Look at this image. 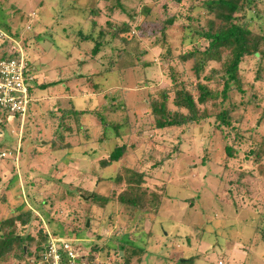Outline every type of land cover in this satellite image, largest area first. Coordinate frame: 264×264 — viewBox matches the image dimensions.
I'll return each mask as SVG.
<instances>
[{
  "label": "rangeland",
  "instance_id": "rangeland-1",
  "mask_svg": "<svg viewBox=\"0 0 264 264\" xmlns=\"http://www.w3.org/2000/svg\"><path fill=\"white\" fill-rule=\"evenodd\" d=\"M39 1L42 4L38 6ZM56 1L0 0V30H6L4 28L9 25V18L11 17L10 26L12 30L16 29L28 38V41L23 45L25 55L31 64L34 63L32 68H37L38 65V71L41 72L35 74L37 80L33 84H36L37 87L43 81L50 79H42L45 71L47 72L46 76L55 80L59 76L58 69H62L63 74H68L72 69H76V66L79 69V65L74 66L69 61L82 57L77 53L78 51L69 53L71 58L67 61L68 43L57 35L53 37L55 38L53 45L44 41L45 37H51L49 34L52 31L49 29L54 24V17L60 13L58 12L59 9L56 11L57 6L60 5ZM67 1V3L70 2V0ZM193 1L196 3L195 0ZM89 2L88 0H82L80 7ZM121 3L122 7L118 6L110 11L108 7L111 6V3L100 1L97 4L98 9L102 10V17H99L100 22L103 23L105 20L114 22L131 21L130 25L134 29L132 31L140 39L139 50L145 51L144 60H153L157 63V65L151 67L155 68L153 71L156 72L157 77L154 76L155 73H150L152 72L150 70L146 72L150 74L147 79L150 84L148 89L152 91L150 93H154L156 89L165 86L166 83L163 78L164 76L168 78L166 75L169 71L168 65L176 64V55L192 50L196 46L182 47L179 39L180 30H172L168 32L164 41L169 44L170 55L174 58L168 64H160L161 53L164 51L163 55H166L167 50L165 51L155 45V43H160V46L165 45V42L162 44L163 35L160 30V20L155 18L154 13L162 19L166 16L164 10L161 9L160 14L155 10L150 11L147 16H144L139 10L144 3L151 4V0H121ZM189 3L190 0H185L181 5L172 6V4H169L167 10L171 8V13H176L179 16L178 18L184 17L185 11H188ZM67 6L78 8L75 4H68ZM80 7L78 9H81ZM183 23L185 21L181 20L178 25H183ZM252 24L253 27L258 28L254 21H252ZM29 25L32 26V29L27 30ZM135 26H138L139 29ZM39 33L46 34L37 39L36 35ZM202 43L201 47H204L205 43ZM106 51L109 53V49H106ZM103 55H106V53L104 52L102 57ZM88 64L91 63L81 65L80 70L83 74L88 72ZM60 65H63L62 68H58ZM255 65L252 61L250 66L244 69L253 72L246 78L244 76V86H249L250 83L255 82L257 70ZM191 66L192 62L182 69L183 74L181 77L184 80L194 81V76L190 71ZM93 69L94 66L90 68V72H95ZM209 69L208 67L205 70L206 74ZM138 78L141 79V76H136L135 79L139 81ZM167 80L169 81V79ZM96 82L100 85L104 83L99 79ZM104 84L102 87L103 95L107 97L108 100L105 98L104 100L108 104L110 97L115 94L114 91H117V89H106V83ZM128 84V86H133L130 82ZM62 86L57 84V86L46 90L40 88L35 90V96H40V100L32 106L31 116L26 118L24 126L26 123L33 124V126L38 124L39 128L43 130L42 127L46 126V122H48L47 111L58 107L59 104L64 105V101L58 99L63 94L65 98L70 95L73 98L75 107L78 109H86V107L95 104V98L92 96L93 89L86 77L70 84L71 94L68 96ZM249 87L245 88L247 93L244 97L238 91L233 92L231 102L236 105V110L233 113L234 117H240L249 93ZM134 88L137 89L135 91L145 89L139 85ZM255 92L258 95L257 100L254 101L257 103V108H249L253 110L251 118L246 119L245 115L242 116L240 126L243 138L239 141L232 138L233 131L229 129V136L223 138L226 129L222 132L212 120H206L191 130L180 133L165 129L159 131L145 129L143 131L141 138L151 140L154 145L152 143L143 145V141L138 143L143 147L142 150H137L139 161L135 165L136 160L133 157L134 159L130 160L129 163L137 167L136 170L145 173L144 187L161 193L162 186L165 184L167 197L157 215L153 213L143 215L140 227L135 225L134 222L126 225L125 221L118 216L121 207L119 208L113 198H116L118 191H121V185L114 184L112 186L106 182H97L94 175H87L91 171L99 175L123 173L119 162H113L101 170L98 164V161L103 157L101 155L97 156L98 158H95L91 165L88 160L81 159L78 155L68 159L70 160L68 163H66L68 155L60 153V158L56 155L61 164L64 163L65 165L66 163V166L59 173L57 172L58 174L55 177L62 176L65 183H70L72 187L78 188L79 192L85 195H89L91 191H96L99 194L108 195L112 199L104 208L96 204L90 206L87 202L88 198H83L82 194L78 196L79 192H77L76 195L73 194L71 197V206L68 208L62 206L61 208L53 202V198L51 199L53 192H51L50 187L55 188L54 185H57L44 181L45 179L41 175V166L44 167L52 161L53 165L58 166L57 161L59 160H52L54 153L43 147L45 141H49L47 129L43 130L42 133L44 140L39 146L42 149H39V154L31 158L33 154H31L30 144L27 143L24 147L22 144L24 142L22 138L25 127L23 126L20 129L17 126L16 119H7L6 131L0 130V141H2L0 151L6 149L11 151L12 154L14 152V155L0 159V172L3 173V167L10 171L13 166L18 167L19 172L18 183H15V179H13L14 186L11 185L10 188L5 187L9 176L0 175V182L3 183L0 186V197L4 194V197L11 204L7 205L9 209L29 203L34 210H37V215H40L41 218L37 217L39 220L32 221L28 227H23L19 222H16L15 231L23 237L26 235L33 237L31 244L25 239V245L33 249L40 240L38 230L41 222L47 233H56L57 238L71 242L82 255H89L88 259H90L91 264H264V84L260 90H255ZM141 98L139 97V99ZM143 111V108L134 110L138 114ZM88 117H90L88 122L91 121L93 126L89 135L95 138L101 132L100 127L97 124L94 125V118L91 115ZM94 122L97 123L95 119ZM253 128L256 131H252ZM169 142L173 146L181 143L183 151L180 157H175L176 155L171 151L170 145H167ZM114 143V141H111L107 145V149L111 150ZM226 146L231 147L233 152L228 153ZM250 151L251 153H249ZM168 154L171 157H166ZM229 154L232 155L230 158L227 157ZM235 154L236 157H234ZM37 164L38 166L41 165L35 172L34 168ZM226 164L234 165L235 168L252 170L253 172L252 174L247 173L238 179L237 170H229L222 174L223 166ZM29 166L32 167L35 173L28 174V178H26L32 186L29 188L28 194L24 183L23 170ZM38 184H41V186H38ZM33 186L38 187L39 193L36 192L38 189L36 190ZM229 190L234 193L231 198L226 197ZM29 197L32 198V201H35L34 205H32ZM223 201H226L225 204ZM235 204L239 205L238 209L232 207ZM7 206L3 205L0 198V224L5 223L4 221L9 217ZM214 207L219 211V214L213 209ZM245 207L249 209L258 207L260 212L251 210L252 213H256V216L251 221H246L250 210ZM42 208L47 212L43 213ZM121 209L123 210V208ZM123 225L129 228L125 229ZM122 226L123 228H121ZM64 230H67L66 233ZM124 241H128L143 250L139 256L131 255L133 257L129 263H126V255L128 254L124 257V252L120 254V250L118 251L119 245ZM15 253L18 254L19 258L14 256ZM139 257L140 260L137 261ZM182 258L189 260L183 263L180 261ZM28 259L27 255L20 254L19 250L16 249L13 254L6 256L4 260L0 259V264H29Z\"/></svg>",
  "mask_w": 264,
  "mask_h": 264
},
{
  "label": "trees",
  "instance_id": "trees-1",
  "mask_svg": "<svg viewBox=\"0 0 264 264\" xmlns=\"http://www.w3.org/2000/svg\"><path fill=\"white\" fill-rule=\"evenodd\" d=\"M57 1L60 5L59 7L57 6L56 11L59 9L58 12L60 13L54 17V24L49 29L52 31L49 34L51 37H45L44 41L53 45L55 43V38L53 37L57 35L68 43L67 61L71 58L69 53L78 51L77 53L82 55V57L69 61L74 66L79 65V69L76 66V69H72L68 74H63L62 69H58L59 76L54 81H43L38 87L32 83L29 94L35 100L30 103L29 116H31L32 106L38 102L34 93L37 88L46 90L52 85H63L64 92L68 93V96L71 94L70 84L86 77L93 89L92 96L95 98V104L86 107V109H78L75 107L73 98L70 95L68 98H60L59 101H64V105L59 104L58 106L57 104L58 107L47 111L48 122L42 128L43 130L47 129L49 141H45L43 147L54 153L52 160L55 161L60 158V153H65L66 156L68 155L66 163L70 161L68 159L78 155L81 159L88 160L91 165L95 158L101 155L103 157L98 161L101 170L113 162H119L123 173L116 172L115 174L106 173L99 175L91 171L87 175H94L97 182H106L112 186L114 184L121 185V191H118L116 198H113L119 208H123V210L119 209L118 216L125 221L126 225L134 222L135 225L140 227L143 215L148 213L157 215L167 197L165 184L162 186L161 193L144 187L145 173L136 170L137 167L129 163L134 158L136 160L135 165L139 161L137 150L140 151L143 147L138 143L141 141H143V145L152 143L151 140L141 138V134L145 129H150V131L165 129L180 133L189 131L206 120H212L222 132L226 129L223 138L229 136L228 129L233 131L232 138L234 140L239 141L243 138L240 126L242 116L245 115L246 119L251 118L253 110L249 108H257V103L254 101L257 100L258 95L255 90H260L264 84V0H195L196 3L190 0L188 11H185L184 17L181 16L180 18H178L179 16L176 13H171V8L167 10V6L169 4H172V6L181 5L185 0H151L149 5L144 3L139 10L144 16L154 10L160 14L161 9L166 14L161 19L159 15L156 16V13H154L155 18L160 20V30L163 35L162 44L165 42L164 38L167 37L168 32L178 29L181 32L179 39L182 47L196 46L192 50L176 55V64L168 65L169 71L166 74L168 78L165 76L163 78L166 83L164 84L165 86L156 89L154 93H150L152 91L148 89L150 84L147 79L150 74L146 72L150 70L152 71L150 73H155L154 76L157 77L158 75L153 71L155 68H151L157 63L153 60H144L145 51L139 50L140 39L133 33L132 30L134 29L130 25L131 21L114 22L105 20L103 23L100 22L99 17H102V10L98 9L97 4L102 0H88L90 2L82 7H80L82 0H70L69 3H67V0ZM103 1L111 3V6L108 7L110 11L115 7L123 6L121 0ZM41 4L39 1L38 6ZM68 4H75L81 9L68 7ZM192 12L194 13L192 14ZM11 20L12 18L10 17L9 25L4 28L6 30H0V60L16 56L17 51L13 48V41H19L23 50V45L28 41V38L20 31L12 30L10 26ZM181 20L185 21V23L178 25ZM252 21L258 25V28L253 27ZM135 28L139 29L138 26H135ZM30 29H32V26H27V30ZM46 33H39L36 38L38 39ZM22 36L23 38L21 39ZM202 42L205 43L204 47H201ZM155 45L165 51L167 50L166 55H163L164 51L161 53L159 63L165 65L171 62L174 57L170 55L171 49L167 41L165 45L160 46V43H155ZM106 49H109V53ZM104 52L106 55L102 57ZM26 61L28 73L40 74L38 65L37 68L33 69L34 63L31 64L28 57H26ZM252 61H254L257 68L255 82L250 83V87L244 86V76L246 78V76H250L253 73L244 69L248 68ZM190 62H192L190 71L194 76V81L184 80L181 77L183 74L182 69ZM83 63H91L88 64V72H84V74L80 70ZM62 64L64 65V63ZM63 65L58 66V68H62ZM93 66L95 72H90V68ZM208 67L210 69L206 74L205 70ZM137 72L140 73L137 74ZM136 76H141V79L139 77L138 81L135 79ZM97 79L106 83V89H117V91H114L115 94L110 97L108 104L104 100L107 97L103 95L102 87L105 84L100 85L96 82ZM35 80H37V76L33 82ZM128 82L133 86H128ZM137 85L145 89L135 91L137 89L134 87H137ZM248 87L249 93L244 102L245 106L242 113L240 117H234L233 113L236 110V105L231 102L233 92L238 91L244 97L247 93L245 88ZM139 97L142 98L139 99ZM138 108H143L144 111L139 114L135 113L134 110H138ZM89 115L97 121L95 123L93 119L94 125L97 124L100 127L101 132L95 138L89 135L93 127L91 121L90 123L88 122ZM6 125L7 113L0 108V130L6 131ZM255 126L258 127L257 125ZM24 127L25 131L22 138L24 142L22 144L23 147L27 143L30 144L31 154H33L31 158H34V155L39 154V149H42L39 146L44 140L42 136L43 130L41 128L37 129L39 127L38 124L36 129L33 124L28 123ZM251 130L256 131L255 128ZM111 141L115 142L114 147L108 150L107 145ZM1 144L2 141H0ZM167 145H170L171 151L176 155L175 157H180L183 151L181 143L173 146L169 142ZM226 148L228 153L233 152L231 147L226 146ZM21 155L22 152L20 157ZM169 156L170 154L166 157ZM230 156L232 155L229 154L227 157L230 158ZM234 157H236V154ZM57 163L58 166L53 165V161L44 167L41 166V175L45 179L44 181L57 185H54L55 188L50 187L51 192H53L51 195L53 202L61 208L62 206L68 208L72 204V195H76L79 189L72 187L70 183H65L62 176L59 178L55 177L66 166V163L65 165L64 163L61 164L60 159ZM39 166L37 164L36 168H34L35 172ZM17 169L18 167L13 166L10 171H7L3 167L2 175L9 176L7 184L4 183L5 187L14 186L13 179H15V183H18L19 171ZM229 170H237L238 179L247 173L252 174L253 172L252 170L235 168L234 165L226 164L223 166L222 174ZM35 172L30 166L23 170L27 193L32 186H30L31 183H28L26 178H28V174H34ZM2 185L3 183L0 182V186ZM38 186H41V184H38ZM33 187L36 190L38 189L36 186ZM36 192L39 193V189ZM79 194H82L83 198H88L87 202L90 206L91 204H96L104 208L112 200L108 195L99 194L96 191H91L89 195L80 192L77 195L79 196ZM233 195L234 193L229 190L226 197L231 198ZM0 198L3 205L7 206L10 204L4 194ZM29 198L32 205H34L35 201H32L31 197ZM223 202L225 204L226 201ZM26 204L15 206L14 210L12 208L9 209L7 206L9 217L4 221L5 223L0 224L1 260L13 254L17 249L20 254H25L29 257V264H33L31 260H37L44 249L48 233L41 222V229L39 228L38 230L40 240H38L33 249L25 245V239L31 244L33 237L29 235L23 237L15 231L16 222H19L23 227H28L32 221L34 222L38 219L37 217L41 219L40 215H37V210H34L29 203ZM238 206V204H235L232 207L238 209ZM213 209L219 214L215 207ZM247 210L250 211L248 212L249 219L247 218L246 221H251L256 216V213H252L251 210L260 212L258 207L248 208ZM42 211L43 213L47 212L44 208H42ZM126 225H123L125 229L129 228ZM196 229L198 228L196 227ZM66 231L64 230L65 233ZM52 235L56 236V233H52ZM194 237L196 238V236ZM119 250L124 252V257L128 254L126 255V263H129L133 257L131 255L139 256L143 251L128 241H124L119 245ZM251 253L254 254L252 251ZM14 256L19 258L16 253ZM88 257L89 255L86 256V260L84 259L86 262H84L91 264ZM137 259L139 261L140 257ZM188 260L184 259L183 263L188 262Z\"/></svg>",
  "mask_w": 264,
  "mask_h": 264
},
{
  "label": "built area",
  "instance_id": "built-area-1",
  "mask_svg": "<svg viewBox=\"0 0 264 264\" xmlns=\"http://www.w3.org/2000/svg\"><path fill=\"white\" fill-rule=\"evenodd\" d=\"M16 56L0 60V108L7 113V119H16L20 129L29 117L30 103L35 99L29 94L35 78L28 73V64L19 41H13ZM11 151H0V159L12 156ZM88 255H82L71 242L57 238L50 233L44 244V249L33 264H86L83 260Z\"/></svg>",
  "mask_w": 264,
  "mask_h": 264
},
{
  "label": "crops",
  "instance_id": "crops-1",
  "mask_svg": "<svg viewBox=\"0 0 264 264\" xmlns=\"http://www.w3.org/2000/svg\"><path fill=\"white\" fill-rule=\"evenodd\" d=\"M41 73V72H40ZM46 74H47V72L45 71V74H44V76H42L43 78V80H45L46 78H50L49 80H48V82H50V81H53L54 79H51L52 77H49V76H46ZM56 78V77H55ZM46 81V80H45ZM55 86H57V85H52V86H49L47 89H49V88H53V87H55ZM65 95L63 94L60 98H63ZM60 98H58V99H60ZM57 99V100H58ZM40 100V96H38L37 97V101H39ZM39 107H40V105H38ZM34 127V126H33ZM37 127H36V125H35V129H36ZM37 129H39V127L37 128ZM0 175H2V172H0ZM232 252V251H231ZM236 256H238V254H236ZM184 259H186V258H182V259H180V261L181 262H183V260Z\"/></svg>",
  "mask_w": 264,
  "mask_h": 264
},
{
  "label": "water",
  "instance_id": "water-1",
  "mask_svg": "<svg viewBox=\"0 0 264 264\" xmlns=\"http://www.w3.org/2000/svg\"><path fill=\"white\" fill-rule=\"evenodd\" d=\"M87 224H88V221H87ZM120 254H122V252H120Z\"/></svg>",
  "mask_w": 264,
  "mask_h": 264
}]
</instances>
